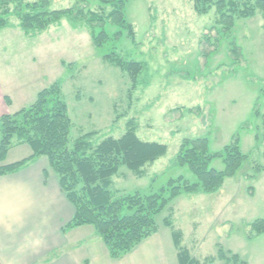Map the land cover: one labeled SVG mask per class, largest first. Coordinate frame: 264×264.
I'll return each mask as SVG.
<instances>
[{
  "label": "rangeland",
  "instance_id": "1",
  "mask_svg": "<svg viewBox=\"0 0 264 264\" xmlns=\"http://www.w3.org/2000/svg\"><path fill=\"white\" fill-rule=\"evenodd\" d=\"M220 1L209 0L210 10L203 15L195 8L197 0H128L134 36L125 31L114 39L117 28L109 25L112 37L100 48L83 20L74 24L64 17L44 32L27 34L14 6L9 25L0 30V53L12 70L6 79L19 101L34 104L38 91L61 84L72 121L71 145L87 134L93 135V147L119 139L132 122L142 141L168 147L143 176L122 167L113 180L116 194L159 192L181 176L196 182L187 166L175 165L186 139H208L211 153L238 140L247 156L217 193L183 194L171 201L156 217L157 233L122 264H179L174 231L183 234V247L202 264H234V255L239 264H264V233L253 231V224L264 220V171L258 172L264 167V14L256 10L251 18L235 19L231 35L218 42ZM236 1L243 8L258 0ZM50 2L54 11L78 5L77 0ZM82 7L85 13L110 12L98 0H86ZM232 42L242 56L233 55ZM109 56L144 66L134 78ZM211 168L223 171L224 160L215 159ZM168 218L172 228L165 224ZM221 249L228 260L220 261Z\"/></svg>",
  "mask_w": 264,
  "mask_h": 264
},
{
  "label": "trees",
  "instance_id": "2",
  "mask_svg": "<svg viewBox=\"0 0 264 264\" xmlns=\"http://www.w3.org/2000/svg\"><path fill=\"white\" fill-rule=\"evenodd\" d=\"M77 1L78 5L74 8L54 11L51 10L50 0L34 3L0 0V30L9 25L8 16L14 6L12 12L20 19L21 27L27 34L44 32L49 26L58 24L66 17L74 24L77 20L85 21L92 29L93 41L98 48L103 47L112 36L114 39H121L125 31L129 32V36H134V27L126 16L128 0H98L103 10L110 9L106 15L85 13L82 4L86 0ZM208 1L197 0L195 8L200 14L206 15L209 12L211 5L208 6ZM203 2H207L206 8L201 7ZM256 10L264 14V0H258L255 6L243 8L236 0H221L217 6L221 16L219 25L222 26L218 42L223 36L231 35L235 19L251 18ZM109 25L117 28L112 36L107 31ZM232 45L233 55L237 58L242 56L240 48L234 42ZM108 58L134 78L144 66L137 62H125L117 56ZM71 128L72 121L68 106L62 99L60 83L41 91L29 108L1 117L0 177L17 172L34 158L46 157L59 177L60 186L67 199L75 207L76 215L71 227L92 226L115 259L130 253L157 233L156 217L171 201L183 194L217 193L225 180L235 176L247 160V156L241 152L238 140L221 152L211 153L208 139H186L181 145L175 165L187 166L197 179L196 182H190L181 176L171 179L168 188L159 192L120 195L112 190L114 177L119 174L120 169L126 167L136 175L143 176L144 169L164 157L168 147L156 142L142 141L132 122L124 136L119 139L110 137L96 147L89 141L92 134L80 137L71 145ZM15 139L17 145H28L33 155L21 162L6 165L9 152L15 146ZM217 158L224 160L223 171L211 168L212 162ZM262 171L264 167L259 166L258 172ZM165 224L172 228V218L166 219ZM253 231L256 236L263 234L264 220L256 221ZM173 240L178 251L179 264H202L183 247V234L180 231H174ZM232 257L234 264H239V256ZM219 259L228 260L222 249Z\"/></svg>",
  "mask_w": 264,
  "mask_h": 264
},
{
  "label": "crops",
  "instance_id": "3",
  "mask_svg": "<svg viewBox=\"0 0 264 264\" xmlns=\"http://www.w3.org/2000/svg\"><path fill=\"white\" fill-rule=\"evenodd\" d=\"M5 58L0 53V118L33 105L19 101L13 82L6 79L12 70ZM14 142L6 165L33 155L28 145ZM75 215L46 157L34 158L17 172L0 177V263L122 264L129 253L113 258L94 228L71 227Z\"/></svg>",
  "mask_w": 264,
  "mask_h": 264
}]
</instances>
